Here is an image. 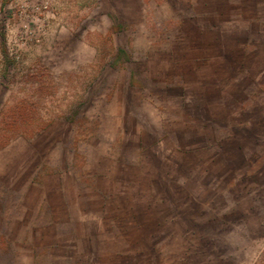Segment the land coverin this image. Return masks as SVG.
<instances>
[{
    "label": "rangeland",
    "instance_id": "rangeland-1",
    "mask_svg": "<svg viewBox=\"0 0 264 264\" xmlns=\"http://www.w3.org/2000/svg\"><path fill=\"white\" fill-rule=\"evenodd\" d=\"M262 236L264 0H0V264H242Z\"/></svg>",
    "mask_w": 264,
    "mask_h": 264
},
{
    "label": "built area",
    "instance_id": "built-area-1",
    "mask_svg": "<svg viewBox=\"0 0 264 264\" xmlns=\"http://www.w3.org/2000/svg\"><path fill=\"white\" fill-rule=\"evenodd\" d=\"M246 264H264V237L258 242V249L255 250L254 256L248 259Z\"/></svg>",
    "mask_w": 264,
    "mask_h": 264
},
{
    "label": "crops",
    "instance_id": "crops-1",
    "mask_svg": "<svg viewBox=\"0 0 264 264\" xmlns=\"http://www.w3.org/2000/svg\"><path fill=\"white\" fill-rule=\"evenodd\" d=\"M264 236H262V237H260L259 238V241H260V239H262ZM252 252V253H251ZM254 252H255V250L253 249H251V248H247V249H244L243 250V261H242V264H246L247 262H248V259H250L251 257H253L254 256Z\"/></svg>",
    "mask_w": 264,
    "mask_h": 264
}]
</instances>
